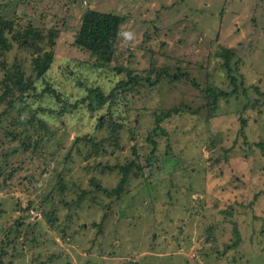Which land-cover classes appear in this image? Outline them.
<instances>
[{
	"label": "rangeland",
	"instance_id": "374dc122",
	"mask_svg": "<svg viewBox=\"0 0 264 264\" xmlns=\"http://www.w3.org/2000/svg\"><path fill=\"white\" fill-rule=\"evenodd\" d=\"M87 10L123 19L105 67ZM0 32V264H264V0H0ZM175 108L155 190L131 167L118 196L129 136Z\"/></svg>",
	"mask_w": 264,
	"mask_h": 264
},
{
	"label": "trees",
	"instance_id": "16d2710c",
	"mask_svg": "<svg viewBox=\"0 0 264 264\" xmlns=\"http://www.w3.org/2000/svg\"><path fill=\"white\" fill-rule=\"evenodd\" d=\"M122 22L123 19L117 15L87 10L84 12L82 16L79 30L74 38V45L77 48L89 52L94 57L98 66L105 67L109 65L110 62L113 60L115 53V46H116L117 38L119 36L120 26ZM1 34L2 32H0V36ZM24 40H27V37ZM231 56L232 54L229 53L228 51L223 54V59L225 62L224 66L226 68L229 67V60ZM51 61H52V55L50 53H45L44 64H46V67L49 66ZM46 67L40 68V70L35 69L39 73L38 76H41L46 71ZM172 78H176V76H173ZM5 79L11 81L12 77L7 76L5 77ZM161 79L162 78L160 76H156V78L153 81H150L148 78H146L145 80L148 81L146 86L152 88L156 84L160 83ZM137 80H141V78L138 79L129 78L128 80L124 81L123 85L129 88ZM19 89L24 90L23 88H19ZM6 92L8 91L6 90ZM87 93L88 95L86 98L87 101L86 107L91 113H95L97 110L102 109L104 105L107 103V101L111 100L110 99L111 95L105 96L102 92V89L99 86L91 90H88ZM206 94L211 95L215 101L219 98V96H224V99L228 97V94L225 93L216 94L214 91L210 89H208ZM144 109L145 108H143V110ZM61 111H65L66 113H69L65 108ZM180 113H181V109L179 108L168 110L166 112L160 110L158 112H154L153 116L155 119L153 121V127L151 128L152 132H149L145 135H138L137 133L140 131L138 127L135 137L132 138L134 134H131V137L129 136V138L133 139L134 141V143H132L133 145H131L129 148L131 150V153H136L134 157H136L138 161L140 160L144 161V164L139 166L137 162L133 160L131 163H129V165L121 168L120 173L122 177L115 190L118 196L121 193H123V188L127 184L128 179L130 178L129 176H130L131 167H136L143 181L149 182L148 184H146V186H148L149 188L153 187V189L155 188L153 186L154 181L151 180V178L147 175V172L150 168H153V165L154 166L156 165L155 156L156 153L159 152L158 144L160 143L161 138L170 135L167 132L165 133L160 123L164 119H169L174 115ZM100 124L102 123L99 122V125ZM260 146L264 147V145H260ZM147 149L148 151L145 153V150ZM94 150L96 153L97 150L100 149H98V147L94 145L91 151ZM139 153H145V154L139 155Z\"/></svg>",
	"mask_w": 264,
	"mask_h": 264
}]
</instances>
